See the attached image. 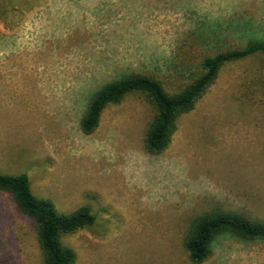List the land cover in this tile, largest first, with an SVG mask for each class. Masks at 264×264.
Instances as JSON below:
<instances>
[{
    "label": "rangeland",
    "instance_id": "1",
    "mask_svg": "<svg viewBox=\"0 0 264 264\" xmlns=\"http://www.w3.org/2000/svg\"><path fill=\"white\" fill-rule=\"evenodd\" d=\"M244 35L264 40V0H0V174L28 175L60 212L98 213L64 239L77 264H190L193 217L264 221V59L226 67L162 155L145 150L152 115L137 96L94 134L80 129L107 83L139 74L172 90ZM212 252L205 264H264L260 241L223 235ZM0 264H42L33 223L5 194Z\"/></svg>",
    "mask_w": 264,
    "mask_h": 264
},
{
    "label": "trees",
    "instance_id": "2",
    "mask_svg": "<svg viewBox=\"0 0 264 264\" xmlns=\"http://www.w3.org/2000/svg\"><path fill=\"white\" fill-rule=\"evenodd\" d=\"M244 40L246 43L242 48L204 58L200 72L172 90L159 78L139 74L126 75L107 83L88 103L80 121L82 133L86 136L94 134L106 109L121 105L128 97L137 96L152 115L145 135V150L152 156L162 155L172 144L179 119L196 110L226 67L264 59V40L251 35H244ZM261 77L263 80V75ZM0 194L13 201L21 218L33 223L42 264H77V253L64 244V239L98 227L100 223V216L89 206L67 214L60 212L51 200L36 197L28 175L0 174ZM223 235L244 242H264V221L222 208L193 217L188 222L182 242L188 262L207 263L212 257L214 243Z\"/></svg>",
    "mask_w": 264,
    "mask_h": 264
}]
</instances>
